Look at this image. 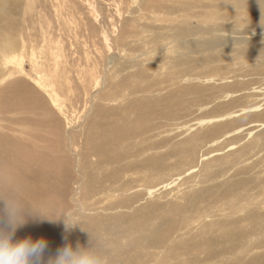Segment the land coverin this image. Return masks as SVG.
<instances>
[{
    "label": "rangeland",
    "instance_id": "374dc122",
    "mask_svg": "<svg viewBox=\"0 0 264 264\" xmlns=\"http://www.w3.org/2000/svg\"><path fill=\"white\" fill-rule=\"evenodd\" d=\"M97 1L111 15L126 3L129 49L90 101L94 0H0V183L45 216L26 218L45 264L91 242L66 214L108 264H264V20L235 1L144 0L134 14L137 0L131 13L132 0ZM137 97L155 124L140 127ZM116 127L122 141L106 143Z\"/></svg>",
    "mask_w": 264,
    "mask_h": 264
},
{
    "label": "bare ground",
    "instance_id": "6f19581e",
    "mask_svg": "<svg viewBox=\"0 0 264 264\" xmlns=\"http://www.w3.org/2000/svg\"><path fill=\"white\" fill-rule=\"evenodd\" d=\"M106 1H108V0H106ZM137 1H139V3L134 8L133 14L136 13L138 11V9H140L144 5V3L146 2L144 0H137ZM222 1L223 2L235 1V3H237V4H239V5L243 6V7H245L247 13H249L254 18H259L261 20H264V0H222ZM133 2H135V1H133V0L131 1V4L128 6L127 10H125L126 12L131 13V11L133 9V6H132V3ZM94 3L97 6V11L95 9V4ZM94 3L92 4V8H91L90 11L93 12V13H95V15H96V18L95 19L97 21H98V18H100V17H102L103 19L99 22L100 28L97 27L98 25L96 26V23H97L96 21L91 22V23H93V25L90 24L91 25V29H92V31L96 32L97 34L99 33L100 38H101L100 33L103 31V37L104 38H101V40L103 42V46H102V48H100L101 49V56L99 55L100 58H98V59H94V58L89 59V58H87L88 60H86V63H84L85 64V70H82L81 69L82 71H80V74L82 75V77L84 78L85 83H86L84 85V88L86 89L87 93L90 94V101H93V100L96 101V99L98 97H100V91L101 90L99 88L102 86L103 83H107L108 79L110 80V78H111V76L113 74L114 68L118 64L121 63V58H125L126 53H124V52H127L128 49H129V45H128V42H127V37H126V34H125V28H121V23L124 22V21H126V20H128L130 18V17H127L126 16L127 13L124 16L125 13L122 10V8L125 6L126 3H124V5L122 4V6L116 5L114 3L117 6V7L114 6V7H116L117 10H116V14H113V15L107 13V11L105 9L106 5L103 8L102 7V4L99 3L97 0L96 1L94 0ZM113 3H112V5H113ZM119 4H121V3H119ZM110 8H111V6H110ZM251 9H254V10L258 11V12L252 13L250 11ZM76 11H78V10H76ZM85 12H84V14H85ZM72 13H75V12H72ZM81 19H83V18H81ZM89 22H90V20H89ZM246 23H249V22H241V23H239L237 25L241 27V26L246 25ZM94 32H92V33H94ZM81 33H83V32H81ZM246 33H248V32H246ZM257 33H260V31H257ZM260 34H264V33H260ZM96 39L98 40V38H96ZM97 48H99V46ZM82 49H83V47H82ZM78 50H80V49H78ZM87 50H88V47H87ZM98 51H99V49H98ZM120 52H122V54H120ZM92 53H93V51H92ZM81 58H82V56H81ZM83 59H81V60H83ZM112 65H114V68H112V71H111ZM87 70L92 71L93 73H91V75H88L87 74ZM40 71L41 70H39L38 72H40ZM47 84L48 83H45V85H47ZM20 90L27 91V88L26 87H20ZM50 94H51L52 97L55 96V93H53L52 90H50ZM239 98H242V97H239ZM141 99H143V100H141ZM234 100L235 99H233V101ZM235 101H237V99ZM235 101L233 103H235ZM240 101H241V99H240ZM133 102L134 103H130V105H131V107L135 105L136 112H137L139 118L142 121L140 123V127H146V126L155 124L158 121L157 118L151 117L149 115V112H148L147 107H146V98H144V97H137V98L134 99ZM243 103H245V100H244ZM243 103H241V104H243ZM228 104H230V102ZM262 105L263 104H253V106H251L250 109H253V111H259L260 108H262ZM226 107H228V105ZM233 107H234V105H233ZM237 108H238V106H237ZM228 109H229V107H228ZM228 109H226L227 110L226 112L229 113V110ZM263 111H264V109H263ZM261 113H263V112H261ZM261 113H259V114H261ZM249 114H251V113L249 112ZM124 129H125V135L127 136V126L124 125ZM122 139H123V135L121 134L120 129L118 127H116L114 129V131H113L112 134L105 135V142L106 143H109V144H117V143H120L122 141ZM132 155H133V152H130L129 154L121 153L120 154V162H124V159L125 158H128V157H130ZM8 168H10V167H8ZM116 181H117V179H116ZM41 185H42V182H41L40 177L38 178V177L34 176V179L32 181L27 182L25 184V188L34 189V191L32 192L33 193V196L38 201L40 207H42V209L45 211V208L44 207H46L48 205V203H47V195L41 191V189H40L41 188ZM115 186H114V191H115ZM121 187H122V185L119 186V191L121 190ZM253 204H256V202L253 201ZM47 208H48V206H47ZM36 211H37V209H36ZM29 215H31V214H29ZM31 218H33L32 215H31ZM29 225H30V223L28 221H26V223H24L22 226H20L19 229H20L21 235L23 236L22 238H29L30 237L33 240L40 239V233H41V231L43 229L41 230V228H30Z\"/></svg>",
    "mask_w": 264,
    "mask_h": 264
},
{
    "label": "clouds",
    "instance_id": "9594fccd",
    "mask_svg": "<svg viewBox=\"0 0 264 264\" xmlns=\"http://www.w3.org/2000/svg\"><path fill=\"white\" fill-rule=\"evenodd\" d=\"M29 214L44 216L24 199L19 188L10 183H0V264H45L46 239H14L17 229L26 222ZM63 218L66 230L82 225L91 234V242L88 246L67 243L57 249L55 256L50 257L46 264H108L107 257L83 222L72 214Z\"/></svg>",
    "mask_w": 264,
    "mask_h": 264
}]
</instances>
